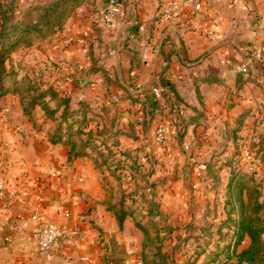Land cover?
Listing matches in <instances>:
<instances>
[{"label": "crops", "instance_id": "0c3cea01", "mask_svg": "<svg viewBox=\"0 0 264 264\" xmlns=\"http://www.w3.org/2000/svg\"><path fill=\"white\" fill-rule=\"evenodd\" d=\"M44 1L19 0L21 8ZM105 1L84 2L61 31L20 49L24 56L14 61L21 60L30 78L69 95L71 109L87 101L93 112L87 130L134 132L136 138L121 134L114 150L130 151L144 163L146 150L159 154L157 125L164 123L172 137L178 124L159 97L161 111L145 133L142 105L128 96L160 90L151 84L171 51L164 76L182 99L185 147L196 148L192 160L222 168L219 184L204 174L193 206L220 209L232 167L264 176V60L254 55L264 53V0H209L200 11L186 0H124L123 14L111 25L100 18ZM171 5L175 9L165 16ZM25 108L21 92L0 97V179L6 189L0 199V264H148L151 252L138 220L127 214L120 224L110 208L121 201L115 193L119 181L97 166L90 148L69 160L70 146L51 142L59 123L38 105L31 114ZM62 133L66 139V129ZM188 156L176 160L185 173ZM129 173L124 170L122 179ZM37 213L65 229L49 249H40L35 237L31 216Z\"/></svg>", "mask_w": 264, "mask_h": 264}, {"label": "trees", "instance_id": "16d2710c", "mask_svg": "<svg viewBox=\"0 0 264 264\" xmlns=\"http://www.w3.org/2000/svg\"><path fill=\"white\" fill-rule=\"evenodd\" d=\"M86 1L88 0H46L21 8L18 7L19 0H0V97L9 92H20L19 83L28 80V89L32 88L28 94L31 93L30 96H32L27 101L28 108H25V112L31 114L30 107L33 108L38 105L47 118L59 123L51 135V142H63L69 145V160L82 155L84 149L90 148L96 154L97 166L108 170L111 176L120 180L123 171L128 170L130 177L134 178L136 174L144 176L145 173L148 177L154 173V170L152 168L147 170L145 164L139 162L136 155L130 151L114 150V147L119 145L118 137L121 134L136 138L134 132H123L119 128L87 130L89 121L93 119L92 108L87 101L80 100L78 108L71 109L69 107L70 96L62 94L52 86L39 89V94L33 95L38 91V86L32 84L34 82L30 81L28 76L19 78L12 67V63H10L11 54L15 51L48 40L61 31L70 14ZM169 54L165 56V64L157 75V80L153 81L151 85L157 89L160 86L159 97L169 107V111L178 112V105L182 99L176 92L173 82L164 76L169 68ZM128 97L132 102H138L142 105V127H148L154 115L161 111L159 97L152 90L148 93L138 92L136 96L129 95ZM52 101L55 104L54 107L50 106ZM74 125L75 129L72 130ZM63 128L66 129V139L62 138ZM77 141L81 142L80 146L76 145ZM213 165L215 164H205V175L210 176L213 173L216 175L220 170V166ZM244 177L248 181L243 180ZM141 186L135 187L134 191L129 194H132L131 196L138 195V192L144 191V186ZM146 187L153 191L154 184L148 183ZM259 191V186L252 174H245L237 170L231 171L226 184V195L222 203L226 217L207 223V226L204 227L212 230L208 232L209 234L214 233L221 236V231L224 228L228 229L229 234L227 235L229 237L227 244L220 250L213 252L214 255L210 263L215 261L217 264H226L229 260L236 259L235 264H264V240L262 238L264 217ZM129 194H122L121 203L125 198H129ZM146 198H148V206H145L144 211L148 214L154 212V215L161 219L162 213L158 209L155 195L150 193ZM110 208L114 210L121 224L128 214L126 210L122 207L116 208V205ZM164 217L166 218V216ZM139 223V221L136 222L137 226L145 233L143 225ZM145 235L147 236V234ZM159 235L161 233H156L155 239ZM245 236H248L249 244L247 247L238 250ZM201 253L198 252L195 256L197 257ZM221 255L224 256L223 260H219ZM146 257L148 264H167L166 261L170 259L171 255L169 256L157 248ZM171 259L176 264V261Z\"/></svg>", "mask_w": 264, "mask_h": 264}, {"label": "rangeland", "instance_id": "374dc122", "mask_svg": "<svg viewBox=\"0 0 264 264\" xmlns=\"http://www.w3.org/2000/svg\"><path fill=\"white\" fill-rule=\"evenodd\" d=\"M21 5L22 4L19 2L18 7H20ZM19 50L11 54L10 63H12V67L15 69L17 76L19 78H22L28 75L27 73H25V67L21 63L24 54L19 53ZM15 54L17 55L14 56ZM14 57L16 59L21 58V60H17L15 62ZM30 81H33L34 83L32 84H36L38 86V91L33 93V95L39 94V89H44L47 86L53 87L52 84H47L43 82L42 79L30 78ZM28 82V80H25L19 83V90L21 94H23V98L26 101H29L30 97L32 96H30L31 93L28 94V91L32 89H28ZM33 90L35 91L36 89ZM50 104L51 107L55 106L53 101L50 102ZM169 112H171L173 116L175 115L178 124L176 125V129L173 132V136L169 137L168 132L166 131L167 140H165L164 142H159L155 138V143L159 146V154L154 153L156 151V148L152 149L151 147L149 150L145 151L146 154L144 155L145 168L147 170L152 168L154 171L157 168L159 169V172H154L156 175L154 179L152 178V175L147 177L146 173L144 174V176L136 174L134 178L129 177L128 179H122L121 177V179L119 180L115 178L116 181H119L118 183L115 182L118 187V190L115 191L116 198L119 197L121 200L122 194L132 193L135 187L141 185L144 186V191H142L141 193L138 192V195L131 196L132 194H129V198H125L122 203L121 201H118L119 205H117L116 208H124L132 218H136L140 222L139 224L143 225L145 234H147L145 243L147 252H152L153 250L160 248L162 252L169 254V256L171 255L170 259L166 262H172L171 258H173V260L176 261V264H217V262L215 261L211 263L210 261L212 260V257L214 255L213 252L220 250L225 244H227L229 239V237L227 236L229 235L227 231L228 229L224 228L221 231L222 235L219 236V234H209L208 232H211L212 230L210 231V229L204 227L207 226V223L216 221L214 220V218H218L217 220L224 219L226 217V213L222 205L220 209L218 207L216 208V206H201L198 202L196 203V206H193V203L196 201V199L194 201V196L198 195V192L200 190L199 187L203 181V178L205 177V171L200 173V167L203 163H199L197 157V159L192 160V158H194L193 156L196 154V148H193V144H190L189 148L185 147V142L183 141V131L185 127L183 124V115L180 112H176L175 110ZM165 118L167 119L168 123L174 122V120H170L168 116ZM148 127H142L145 133ZM156 129L157 127L154 131L155 136ZM188 144L189 143H187L186 146ZM194 145L198 146V144ZM174 153L178 154V156L176 155L177 157L175 156V158H173ZM185 154H189L188 158L186 159L189 162V171H187V173L183 172V169L185 167V165L182 164L183 162L180 163L179 161H176L180 158V156L182 157ZM146 169L145 172L147 171ZM221 169L222 168L220 166V170ZM220 170L216 173V175L215 173L210 176L208 175L212 178V181L215 184L221 183ZM232 170H237L240 172H244L245 174L253 175L255 182L260 189L259 199L263 203L262 214L264 217L263 174L256 170H244L241 166L237 165L229 170L226 184ZM243 180H247V178L244 177ZM148 183L154 184L153 191L146 187ZM150 193H153L155 195V198L158 202V209L162 213L161 219H158V217L154 215V212L148 214L144 211L145 206H148V198H146V196L150 195ZM221 193L225 198L226 188L225 192ZM164 216H166V218ZM156 233H161V235H159V237L155 239ZM262 238L264 240V233L262 234ZM243 246L244 245L242 242V244L238 247V250H241L248 245H246L245 247ZM198 252L202 253L196 257L195 254H198ZM147 255L149 256V253ZM223 259L224 256L221 255L219 260ZM235 262L236 259H232L229 260L226 264H235Z\"/></svg>", "mask_w": 264, "mask_h": 264}, {"label": "built area", "instance_id": "2783aa9c", "mask_svg": "<svg viewBox=\"0 0 264 264\" xmlns=\"http://www.w3.org/2000/svg\"><path fill=\"white\" fill-rule=\"evenodd\" d=\"M191 2L193 10L200 11L205 8L209 0H186ZM176 6L171 5L164 10L165 16H168ZM125 8L124 0H106L101 10L100 18L106 25H111L122 15ZM255 57L264 60L263 52H255ZM241 71L246 73V67H242ZM156 95L159 97V91L156 90ZM167 128L164 123L157 125L156 140L164 142L167 140ZM205 171V164L200 167V173ZM6 189L2 179H0V199L5 197ZM31 219L36 223L35 237L38 241L40 249L45 250L55 246L65 236V229L58 223L46 220L45 217L40 214H33Z\"/></svg>", "mask_w": 264, "mask_h": 264}]
</instances>
